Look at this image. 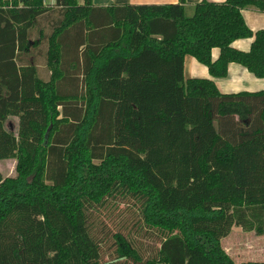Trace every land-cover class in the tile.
Segmentation results:
<instances>
[{"label": "trees", "instance_id": "16d2710c", "mask_svg": "<svg viewBox=\"0 0 264 264\" xmlns=\"http://www.w3.org/2000/svg\"><path fill=\"white\" fill-rule=\"evenodd\" d=\"M47 1L0 0V161L17 164L0 170V264H235L223 237L264 234V90L222 92L184 59L264 78L242 12L264 0ZM120 204L157 237L149 257L110 230Z\"/></svg>", "mask_w": 264, "mask_h": 264}, {"label": "rangeland", "instance_id": "374dc122", "mask_svg": "<svg viewBox=\"0 0 264 264\" xmlns=\"http://www.w3.org/2000/svg\"><path fill=\"white\" fill-rule=\"evenodd\" d=\"M80 2H83L84 0H79ZM119 1V0H117ZM48 3L53 2V0H48ZM97 2L103 3H112L111 0H97ZM187 2V1H186ZM130 4V3H129ZM135 4V3H132ZM192 5V4H190ZM252 8H245L242 10L244 12L243 16L245 17V21L249 28L251 30H254L255 32L259 29H264V13L259 16H255L252 14ZM262 16V17H261ZM253 42V40H252ZM238 44V45H237ZM252 44L250 42V39L242 38L237 39L234 43V48L249 51ZM245 47L247 50L243 49ZM219 54V49H214L213 51V58L217 59ZM193 58V57H191ZM236 65H240L238 63H234ZM202 67L205 68L203 64H200ZM235 65V66H236ZM188 64L186 65L187 68ZM240 67H243L240 65ZM41 75L43 78H48L50 73L48 72V69L45 67V62L42 59L40 61V68H39ZM248 73L247 78L243 77V79H240L239 77H231L227 80V83H243L245 81L248 82V91H255V90H264V85L260 82L264 78H260L254 74H252L248 69L246 70ZM186 78H191L187 74L185 75ZM213 79L212 77H209ZM214 80V79H213ZM226 83V84H227ZM224 84V83H222ZM220 91L225 93H231L224 91L225 87L224 85L218 84ZM238 91V90H237ZM233 91V92H237ZM18 124V119L15 117H10L8 119L7 127H16ZM16 160L15 159H3V161H0V170L3 173L4 176H15L16 175ZM127 206V205H126ZM126 206L124 204L118 205V208L113 209V211L109 210L104 216H106L107 222H110V230L112 232L115 231H122L126 234L133 235L139 244L142 245L141 251L143 254L147 257L150 256L152 252H154L155 248L158 246V243L155 241L157 240V237L154 236V238H151V240L144 236L142 232H138L137 226H133V222L135 221L133 217V213L130 209H126ZM233 231L226 236L223 239V242L221 243L222 248L226 249L228 254L231 256L235 264H242V262L246 261H254V262H260L264 260V234L258 235L255 231H244L239 228H233ZM107 249V247H105ZM111 252H108V255Z\"/></svg>", "mask_w": 264, "mask_h": 264}, {"label": "crops", "instance_id": "0c3cea01", "mask_svg": "<svg viewBox=\"0 0 264 264\" xmlns=\"http://www.w3.org/2000/svg\"><path fill=\"white\" fill-rule=\"evenodd\" d=\"M55 1L56 0H53V2H50V3L47 2V5L53 6ZM111 1H112V3H108V4L107 3H103L102 4V2H97V0H93L94 4L98 5V6H108V5H112V4H115V5H126L128 3H130V4H132V3H135V4H144V3H146V4H162V3H179L180 2V0H119V1L111 0ZM198 1H201V0H185V2L187 4H189V5L198 3ZM209 1H215L216 2V1H222V0H209ZM83 2H81V3H83ZM248 8H252V11H251L252 14L251 15L254 14L255 16H259V15H262L264 13V12L259 11V9L254 7V6L253 7H248ZM243 14H244V12H243ZM247 39H250V42L252 43V40H253L252 38H247ZM234 43H233V46H234ZM243 49L247 50L245 47H243ZM191 57H193V56L186 55V57L184 59V68H185L184 73H185V75L187 74L191 78H200V77L201 78H209V77H212L211 74H210L209 68H207L204 64L203 65L205 66V68L202 67L200 65L202 63H199L196 58H194V57L191 58ZM187 64H188V66L186 68ZM235 65L236 64H234V63H230L228 65L229 70H228L227 76L218 77V78L212 77L214 79V80L213 79L212 80L215 82L216 86H218V84L226 86L224 91H227V92L237 93L238 91H248L247 90V88H248V82L247 81H245L243 83V80H242V83H238L237 82L235 84L229 83V82L227 83L226 79L229 80V78H231V77H235V78L239 77L240 79H243V77L247 78V76H248V73L246 71L247 70L246 67H240V65H236V66ZM39 68H40V65H39ZM222 83H224V84H222ZM260 83L264 85V79ZM219 87L220 86H218V88ZM233 91H237V92H233ZM255 91H257V90H255ZM255 91H251V92H255ZM7 124H8V121H7ZM224 238L225 237H223V239ZM223 239L221 240V243L223 242Z\"/></svg>", "mask_w": 264, "mask_h": 264}]
</instances>
